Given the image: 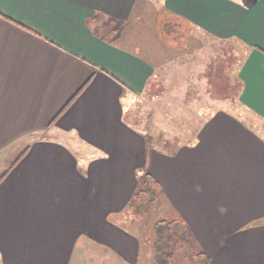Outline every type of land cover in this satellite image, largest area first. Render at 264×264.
Here are the masks:
<instances>
[{
  "label": "crops",
  "instance_id": "0c3cea01",
  "mask_svg": "<svg viewBox=\"0 0 264 264\" xmlns=\"http://www.w3.org/2000/svg\"><path fill=\"white\" fill-rule=\"evenodd\" d=\"M138 1L0 0V264H145L141 187L166 202L147 232L181 221L212 264H264V132L218 107L159 146L128 117L158 79L122 42ZM165 3L243 49L240 110L264 123V0Z\"/></svg>",
  "mask_w": 264,
  "mask_h": 264
},
{
  "label": "rangeland",
  "instance_id": "374dc122",
  "mask_svg": "<svg viewBox=\"0 0 264 264\" xmlns=\"http://www.w3.org/2000/svg\"><path fill=\"white\" fill-rule=\"evenodd\" d=\"M167 12L165 0H139L135 15L122 26V42L139 48L150 58L157 66L158 75L141 98L140 105L129 113L130 121L159 146H164V138L192 141L199 126L218 107L238 109L231 112L264 132L262 121L250 112L240 110L238 64L244 56L243 49L237 42L219 41L205 36L200 30L186 29L183 22L175 23ZM162 201L166 204L162 198L154 203L155 217L152 218H163L155 211ZM134 218L129 215L127 221ZM144 219L127 225L130 230L142 234L144 241L150 238L149 244L145 245L148 250L145 264H157L153 260V231L147 232L153 220ZM196 247H189L188 258L179 250L172 264H206L203 249L198 243Z\"/></svg>",
  "mask_w": 264,
  "mask_h": 264
},
{
  "label": "trees",
  "instance_id": "16d2710c",
  "mask_svg": "<svg viewBox=\"0 0 264 264\" xmlns=\"http://www.w3.org/2000/svg\"><path fill=\"white\" fill-rule=\"evenodd\" d=\"M26 150L27 149H24L21 152L15 154L4 172L10 170L14 166V164H16L18 160L24 155ZM4 175L5 173L2 174L1 177ZM142 193H145V190L141 187L136 193V195H134V197H132V199L130 200V205L143 206L144 210L138 211L135 214H137L138 217L141 218H143L145 215H147L145 216L146 218H150L148 214L152 215V212H150L152 208L151 206L153 203L157 202V199L153 201L154 197L152 190L146 197H142ZM157 226L159 227L153 229L156 234V240L153 245L155 251L154 260L157 264H172V261L176 258V253L179 250L183 253L186 258H188L187 254H189V247L192 249L197 248L196 242L193 240L190 232L183 225V223H181V221L175 220L167 222L162 220L157 223ZM200 254L203 255V253ZM206 264L212 263L206 258Z\"/></svg>",
  "mask_w": 264,
  "mask_h": 264
}]
</instances>
